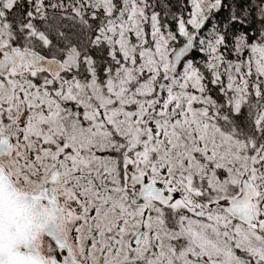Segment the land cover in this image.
<instances>
[{"label":"snow or ice","instance_id":"6c2138e0","mask_svg":"<svg viewBox=\"0 0 264 264\" xmlns=\"http://www.w3.org/2000/svg\"><path fill=\"white\" fill-rule=\"evenodd\" d=\"M0 264H264V0H0Z\"/></svg>","mask_w":264,"mask_h":264}]
</instances>
